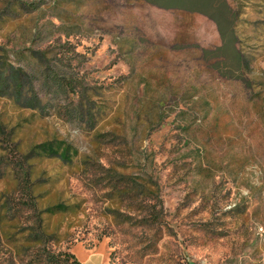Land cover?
Wrapping results in <instances>:
<instances>
[{
    "label": "rangeland",
    "instance_id": "374dc122",
    "mask_svg": "<svg viewBox=\"0 0 264 264\" xmlns=\"http://www.w3.org/2000/svg\"><path fill=\"white\" fill-rule=\"evenodd\" d=\"M226 2L223 40L144 0H0V264H264V0Z\"/></svg>",
    "mask_w": 264,
    "mask_h": 264
},
{
    "label": "trees",
    "instance_id": "16d2710c",
    "mask_svg": "<svg viewBox=\"0 0 264 264\" xmlns=\"http://www.w3.org/2000/svg\"><path fill=\"white\" fill-rule=\"evenodd\" d=\"M146 2L155 5L160 8H178L187 10L190 12H199L209 18L213 19L221 33L223 40L227 38V27L229 26V20L227 14L231 10L226 2V0H145ZM43 147H48L47 144H42ZM67 151V149H66ZM66 151L64 154L66 155ZM61 206L58 205L54 208H47V211L52 212L54 210H61ZM64 257L66 259H71L72 264H82L80 263L72 253L64 252ZM55 259V257L53 258Z\"/></svg>",
    "mask_w": 264,
    "mask_h": 264
},
{
    "label": "crops",
    "instance_id": "0c3cea01",
    "mask_svg": "<svg viewBox=\"0 0 264 264\" xmlns=\"http://www.w3.org/2000/svg\"><path fill=\"white\" fill-rule=\"evenodd\" d=\"M145 1V0H144ZM168 9H175V10H178V11H182L184 13H188V14H194V15H202L208 19H210L208 16L202 14V13H199V12H190V11H187V10H183V9H178V8H168Z\"/></svg>",
    "mask_w": 264,
    "mask_h": 264
},
{
    "label": "water",
    "instance_id": "95a60500",
    "mask_svg": "<svg viewBox=\"0 0 264 264\" xmlns=\"http://www.w3.org/2000/svg\"><path fill=\"white\" fill-rule=\"evenodd\" d=\"M188 264H197V263L190 261Z\"/></svg>",
    "mask_w": 264,
    "mask_h": 264
}]
</instances>
